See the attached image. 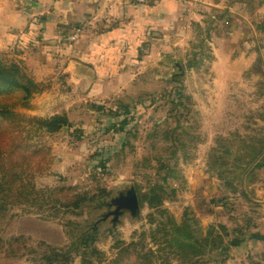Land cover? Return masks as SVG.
I'll list each match as a JSON object with an SVG mask.
<instances>
[{
  "label": "rangeland",
  "instance_id": "obj_1",
  "mask_svg": "<svg viewBox=\"0 0 264 264\" xmlns=\"http://www.w3.org/2000/svg\"><path fill=\"white\" fill-rule=\"evenodd\" d=\"M194 1L68 0L65 9L61 0H0L23 23L0 61L22 62L46 86L17 111L70 122L41 138L51 160L33 171V183L93 197L79 209L32 202L0 213V264H84L86 249L94 264H112L132 242L150 264H255L264 256V242L249 238L264 224V12L253 21L257 34L238 31L232 58L223 53L218 63L215 21L228 14ZM140 9L149 10L146 23ZM154 187L162 188L156 209L142 200ZM130 188L139 209L114 223L113 200ZM169 217L199 225L180 238L204 248L201 257L169 244ZM240 225L233 248L220 227Z\"/></svg>",
  "mask_w": 264,
  "mask_h": 264
},
{
  "label": "trees",
  "instance_id": "obj_2",
  "mask_svg": "<svg viewBox=\"0 0 264 264\" xmlns=\"http://www.w3.org/2000/svg\"><path fill=\"white\" fill-rule=\"evenodd\" d=\"M20 63L22 62L0 61V213H5L13 206L29 205L32 202L37 206L55 204L65 209H79L87 200H93V197L89 198L86 192L74 193L65 187L40 189L33 183V171L45 168L51 160V148L41 138L59 133L64 127L70 126V122L63 114L43 119L29 117L17 111L18 108L30 109L32 100L46 90L45 84L35 79ZM158 189L162 190V188L154 187L151 192L142 197L150 208L156 209L162 205ZM99 190L101 194L104 193L100 187ZM164 212L158 209V213ZM150 222L152 224L156 222L154 215L150 216ZM187 222L178 224L172 217L168 218L170 227L168 234L171 236L169 244L177 245L181 252H183L182 247H189L193 250V257L195 256L193 259H197L204 254V248H198L197 242H195L197 248H194L180 238V233H186L190 238L191 232L201 228L197 224L193 226L194 230H191L186 225ZM158 225H163V222L160 221ZM242 225L231 231L224 226L220 227L224 240L227 239V243L233 248H238L242 243V232L239 231L243 229ZM232 231L235 233L231 234ZM213 233V230L209 229L206 239H210ZM222 236H217L218 242L219 238L221 239L219 243L213 240L218 247L223 245ZM249 238L264 242V224L259 223L249 234ZM135 249L134 242L126 245L118 251L112 264L124 259H127V264H150L143 259L139 261L140 254ZM187 253L183 252V254ZM93 256V251L86 249L83 252V263L94 264L91 259ZM143 257L147 256L143 255ZM47 259L53 263L56 260L52 257ZM98 261L102 263L101 256L98 257ZM60 262L63 261L60 260ZM255 264H264V256Z\"/></svg>",
  "mask_w": 264,
  "mask_h": 264
},
{
  "label": "crops",
  "instance_id": "obj_3",
  "mask_svg": "<svg viewBox=\"0 0 264 264\" xmlns=\"http://www.w3.org/2000/svg\"><path fill=\"white\" fill-rule=\"evenodd\" d=\"M65 1L68 0H61L60 5L62 7L59 5V9L71 8L69 2ZM74 1L75 0H72V3H74ZM97 1L98 3L101 2V4L103 2V0ZM97 1L86 0V4L95 5ZM194 3L200 8H209L211 11H214L216 15H220V18H222L224 13L228 14L225 20H223V24L220 23L221 19H216L215 21V25L218 28L215 33L218 63L221 61L223 53H225L224 56L226 59L230 60L232 58V47L235 37L238 35V31L242 32L243 35L244 30L248 32L251 29L254 30L253 21L257 20L255 16L264 12V0H198L194 1ZM125 6L127 7L126 4L121 3L120 8L124 9ZM114 7L116 8L117 6ZM85 8H89V6H85ZM126 10V12H130L128 9ZM148 11L149 10L146 9L139 10L144 23L148 21L146 18ZM24 16H26L27 19V14H24ZM22 24L21 16H19L17 12H12L10 8L0 7V52L18 41L17 37L20 35L16 32L17 28L21 27ZM254 33L257 34L255 30ZM222 46H224L225 52H223Z\"/></svg>",
  "mask_w": 264,
  "mask_h": 264
},
{
  "label": "flooded vegetation",
  "instance_id": "obj_4",
  "mask_svg": "<svg viewBox=\"0 0 264 264\" xmlns=\"http://www.w3.org/2000/svg\"><path fill=\"white\" fill-rule=\"evenodd\" d=\"M136 198H137V203L139 204V198L135 190L130 188L125 190V192H121L119 196L113 200L115 211L111 212L110 215L114 216L113 218L114 223L117 222V219H119L120 214H122L124 211L129 210L133 215L137 213V210L134 213L132 212V210H130V206H132L131 204H134Z\"/></svg>",
  "mask_w": 264,
  "mask_h": 264
},
{
  "label": "water",
  "instance_id": "obj_5",
  "mask_svg": "<svg viewBox=\"0 0 264 264\" xmlns=\"http://www.w3.org/2000/svg\"><path fill=\"white\" fill-rule=\"evenodd\" d=\"M133 203V202H132ZM132 206H130V210H132V212L134 213L136 210L139 209V204L137 203V198L134 202V204H131Z\"/></svg>",
  "mask_w": 264,
  "mask_h": 264
},
{
  "label": "built area",
  "instance_id": "obj_6",
  "mask_svg": "<svg viewBox=\"0 0 264 264\" xmlns=\"http://www.w3.org/2000/svg\"><path fill=\"white\" fill-rule=\"evenodd\" d=\"M137 1H139V2H144L145 0H137Z\"/></svg>",
  "mask_w": 264,
  "mask_h": 264
}]
</instances>
